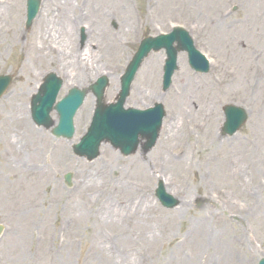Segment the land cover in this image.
Returning <instances> with one entry per match:
<instances>
[{"label":"rangeland","instance_id":"374dc122","mask_svg":"<svg viewBox=\"0 0 264 264\" xmlns=\"http://www.w3.org/2000/svg\"><path fill=\"white\" fill-rule=\"evenodd\" d=\"M67 1L70 3L68 12L77 17L73 36L66 37L62 22L65 13L59 3L53 8L56 17L53 32L57 37L51 38L59 45L62 54H80L86 58L92 75L85 82L75 78L83 67L73 65L69 59L61 58L66 75L55 59L44 61L35 57L31 44L35 43L40 22L36 17L31 26L25 28V0H19L10 11L6 7L11 6L8 4H12V0H0V14L5 17L15 14L19 29L16 45L4 43L6 36L1 39L0 75L9 74L12 80L0 97V112H5L8 103L15 99L16 103L25 105L27 116L25 125L9 128L0 125V134L3 130L15 137L17 143L6 155L19 169L28 172L21 181L20 190H11L0 200V224L3 225L0 264H201L205 257L212 264H225L226 261L223 263L216 254L220 241L224 240L236 255L232 264H257L258 259L264 256V88L256 87L255 83L246 91L236 94L223 91L216 95L217 98L212 100L213 109L209 108L206 140L197 137L193 131L191 139L183 142L187 152L190 150L188 157L191 162L184 161L182 151L174 153L168 163L158 155V140L168 122L176 123L178 117L187 116L181 115L184 110L180 108L182 103L189 98L194 99L189 105L205 101L203 91L197 89L199 80H207L217 72L221 63L239 65L234 60L237 58L235 53H238L234 51L238 50L234 39L239 37L252 44L263 41L264 28L261 34L255 35L262 26L254 24L252 31L242 26V23H251V11L247 8L250 0L220 2L225 18L239 29L230 37V44L221 43L222 48L217 39L205 34V30L210 29L206 26L209 16L212 17L209 11L217 1L210 0L200 8L201 0ZM43 4L44 0L42 7ZM257 5L264 8V0H258ZM173 26H181L188 31L195 47L209 60L210 68L206 74L193 72L187 64L186 54L179 52L172 83L163 91L164 50L152 52L144 60L124 107L145 109L156 102L163 104L165 117L155 146L147 152L138 147L125 157L104 142L99 147L98 157L91 161L73 154L72 145L86 131L95 108V98L87 86L95 78L105 75L109 83L104 101H114L119 91L120 76L139 41L146 36L168 32ZM82 28L86 37L83 45L80 41ZM223 49L228 52L224 54ZM217 62L219 65L214 66ZM182 64L187 77L192 79L184 89L176 80V75L184 71ZM48 72H55L63 80L57 99L71 87L87 91L74 116L75 132L71 140L55 138L50 130L37 127L31 120L30 99ZM172 97H181V100L173 103ZM228 103L242 106L248 115L245 124L232 136L221 133L222 106ZM51 118L57 121L55 112H51ZM210 132L217 136L215 143L209 138ZM2 141L0 137V143ZM193 141H198L195 148L194 145L192 147ZM171 144L177 149L178 143L173 141ZM104 147L110 152L104 151ZM4 158L0 154V163ZM230 160L235 162V167L241 170L249 183L246 195L230 186L229 173L234 167ZM141 169L148 170L150 174L158 172L161 178L153 180L146 177ZM66 172L72 174L70 186L63 181ZM8 173L0 171V192L6 182H10ZM88 174L104 177L105 181L84 191L82 185ZM160 180L165 181L167 192L180 200L178 206L165 209L158 203L154 190ZM108 181L124 184L125 188L112 189L106 186ZM133 184L138 188L135 189ZM104 192L111 202L118 205L129 199L137 200L138 193H142L146 205L141 206L134 224L108 219L97 227L92 220L87 221L88 217L83 212L90 197L104 195ZM225 199L230 202L226 203ZM200 218L214 237L202 250L194 245V224ZM97 229L109 239L112 251L106 250V254L96 251L98 245L93 236Z\"/></svg>","mask_w":264,"mask_h":264},{"label":"bare ground","instance_id":"6f19581e","mask_svg":"<svg viewBox=\"0 0 264 264\" xmlns=\"http://www.w3.org/2000/svg\"><path fill=\"white\" fill-rule=\"evenodd\" d=\"M201 4L198 7H203L206 2L210 0H201ZM217 1L216 4L212 7L209 13L212 17L209 16V21L206 24L207 27L210 26L209 30H205V34L207 36H212L218 40L220 46L221 43H225L226 45L231 43V36L235 33H238V28L228 22V18L224 16V8L220 2L222 0H212ZM258 0H250L247 5L248 10L251 11V23L249 25H243V28L247 31L253 30V25L257 24L258 26H262L261 29L256 30L255 35L261 34L264 28V8L257 5ZM19 3V0H12L8 4L10 7H6L8 11L14 9V7ZM61 4L62 11H64V15L62 18V22L64 24L63 29L66 31V37H72V32L74 31V26L77 21V17L68 12V8L70 3L67 0H44V4L42 10H40L37 21L40 22L37 28V33L35 37V43L31 44L34 55L39 60L44 61H52L56 60L57 65L61 72L67 75L66 71L63 70L64 66L62 64L61 58L65 61L67 59L75 65L78 64L82 66V71L76 74L75 78L80 80L81 82H85L90 79L92 75V71L88 69L86 58L82 57L80 54L78 55H65L62 54V51L59 50L57 44L53 41L51 37H57L53 32L54 22L56 20L55 14L53 13V8L55 4ZM19 7V6H18ZM1 11V10H0ZM18 22L15 14H11L9 17L2 16L0 14V44L3 36H6V41L4 43H9L14 46L18 43V27L16 23ZM252 26V27H251ZM56 27V26H55ZM59 27V26H57ZM224 29H223V28ZM206 29V27L204 28ZM236 29V31H233ZM243 34H247L241 31ZM52 35V36H51ZM248 40V39H245ZM236 48L238 50H234L238 53L237 58L234 60L239 63L237 66H229L225 64H220L216 73H212L211 76L207 80H199L197 89L202 90L203 97L205 101L199 102L198 105H189L194 101L193 98H189L188 101L182 103L180 108H184L181 116L178 117L176 123L168 122L166 128L164 129L162 135L158 140V155L164 159V162H170L174 153L183 152L184 161L191 162V158L188 157L190 150L187 152V146L183 145L184 141H189L194 133H197V137L202 138V140H206L205 134H207L208 121L210 116L209 108L213 109V99L217 98V94L222 93L223 91L228 94H236L240 91L248 90L253 84L256 83V87L264 88V39L261 43L252 44L248 41H243L241 38L237 37L234 39ZM259 39L256 40L258 42ZM222 48V46H221ZM243 50L245 52H243ZM91 50L88 52L90 53ZM227 49H223V53H227ZM3 54V49L0 50V56ZM257 55V58H253ZM158 59L160 56L157 57ZM183 63V59H182ZM219 63H215L214 66H218ZM239 68V69H238ZM181 69L184 71L176 75V80L180 83L182 88L184 89L187 84L192 82V79L187 77L186 68L182 64ZM68 80H70L68 78ZM25 89H26V84ZM179 90V87H178ZM177 91H175L176 93ZM210 93V94H209ZM180 96V95H177ZM174 102L177 103L181 100L180 98L172 97ZM187 108V110H185ZM188 111V112H187ZM184 113V114H183ZM27 121L26 116V107L21 103H16V100H12L8 103L7 109L5 112H0V125H4L6 128H9L12 125H25ZM0 137L3 138V141L0 143L2 145V149L0 154L4 158V161L0 163V171H8L10 176V182H6L3 190L0 192V200L2 201L3 197L8 196L11 190H20V186L22 185V180L25 176L28 175L27 171L19 169V167L14 164L6 154L12 151V148L16 145L17 141H15V137L11 136L9 133L5 131H1ZM196 137V138H197ZM195 138V139H196ZM211 140L215 143L217 141V136L213 132H210ZM194 139V141H195ZM199 140V139H198ZM178 143L177 149L172 146V142ZM192 143V147L198 143V141ZM210 148V147H208ZM108 148L104 147V151ZM110 152L109 150H107ZM205 155V153H204ZM171 158V159H170ZM230 159L235 160V156H229ZM230 160V162H232ZM235 162H232L234 165ZM148 169V168H147ZM19 170V173H18ZM142 173L153 180L156 178H161L160 173L153 172L149 173L148 170L141 169ZM241 173L239 168H236L235 165L232 169H230V186L237 188L242 194L246 195L248 192V182L245 180V176ZM104 182V177H100L94 174H88L85 177L83 182V189L87 191L91 186H97L98 182ZM165 182V181H164ZM110 188H114L116 190H123L125 188L124 184H112L108 181L107 185ZM135 189L138 188L137 184H133ZM107 193V192H106ZM104 192V195H94L88 199V204L84 209V212L88 220H92V222L100 227L103 221H107L108 219H114L117 222H131L134 224L135 218L138 217L139 211L141 210V206L146 205L145 196L142 193H138L139 195L135 199L126 200L122 204L113 203L109 200L108 195ZM94 194V193H92ZM226 203H229L230 200L225 199ZM196 231V237L194 239V245L202 250L203 247L207 244L208 241L212 240L214 237L209 232L206 222L203 221V218H200L196 224H194ZM92 229H96L94 226H91ZM97 232L94 234V241L97 243L96 251L101 254H106V250L112 251V247L109 243V239L101 233ZM225 241V240H224ZM224 241H220L216 254H218V258L226 261L225 264H232L235 259L234 250L227 247ZM46 247V245H44ZM46 249H48L46 247ZM113 264V263H112ZM201 264H212L211 260L208 257L203 258Z\"/></svg>","mask_w":264,"mask_h":264},{"label":"water","instance_id":"95a60500","mask_svg":"<svg viewBox=\"0 0 264 264\" xmlns=\"http://www.w3.org/2000/svg\"><path fill=\"white\" fill-rule=\"evenodd\" d=\"M38 3L39 0H27V26H29L37 11ZM174 41H177L176 48L172 46ZM162 47H165L168 55L164 67V88L169 85L171 74L175 68L177 50H185L188 53L189 64L195 70L206 72L209 68L207 61L194 48L191 38L184 30L174 29L168 36L143 40L126 74L122 77L121 89L116 103L102 104L103 91L107 84L106 78L98 79L92 86V91L97 98V107L87 134L79 144L74 146V151L77 154L93 159L97 156L98 146L103 140H107L114 147L119 148L124 155H129L136 149L139 136L146 139L145 150H149L154 145L163 117L162 105L155 104L153 109L138 111L133 109L123 110V103L128 94L129 84L143 57L148 54L150 49L157 50ZM9 82V76H0V95ZM60 85L61 81L55 74H48L40 90L32 99V117L38 126L49 127L52 124L49 112L54 108L59 115V122L52 129V134L71 137L74 131L72 117L82 103L85 91L72 88L53 107ZM223 111L225 122L222 131L232 135L246 120V114L242 108L233 105L224 106ZM69 179L70 174H65L67 183H69ZM156 196L166 207H173L177 204L175 199L165 194L161 186L157 188ZM258 264H264V258L260 259Z\"/></svg>","mask_w":264,"mask_h":264}]
</instances>
